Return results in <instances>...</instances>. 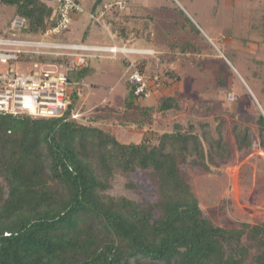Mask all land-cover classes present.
Instances as JSON below:
<instances>
[{"label": "trees", "instance_id": "obj_1", "mask_svg": "<svg viewBox=\"0 0 264 264\" xmlns=\"http://www.w3.org/2000/svg\"><path fill=\"white\" fill-rule=\"evenodd\" d=\"M101 1L95 0L90 12ZM1 4L25 19L21 31L28 34L42 35L58 18L57 7L43 0ZM111 31L121 41L132 33L114 24ZM154 49L155 54L135 62L148 87L155 77L164 84L169 76L180 79L170 68L178 58L206 71L200 55L207 51L203 36L154 40ZM39 60L46 57L39 55ZM123 63L128 66L126 58ZM90 72L88 63L69 71L68 78L77 83L60 117L0 112V264H264V220L215 224L204 215L182 171L189 165L210 172L232 158L225 114L214 115L215 124L185 119L176 93L143 104L144 94L135 95L127 79L120 106L105 107L85 122L71 112L77 88ZM242 119L231 128L240 150L254 142L250 118ZM253 120L264 149V115ZM108 123L107 130L101 126ZM119 126L136 127L139 141L120 140ZM138 170L154 182L155 198L139 202L107 193L116 172Z\"/></svg>", "mask_w": 264, "mask_h": 264}, {"label": "rangeland", "instance_id": "obj_2", "mask_svg": "<svg viewBox=\"0 0 264 264\" xmlns=\"http://www.w3.org/2000/svg\"><path fill=\"white\" fill-rule=\"evenodd\" d=\"M120 1L118 0L116 4L119 5L124 0ZM179 2L187 11L189 10L188 12L203 28L202 35L207 40H205L207 50L210 49L213 56L207 59L205 72H200L194 66L186 68L184 61L180 59L174 62L170 68L172 67L173 72L180 75V79L169 76L171 79L169 83L161 82L157 87L152 84L149 95L144 96L141 102L152 104L162 94L176 93L184 108L182 116L185 119L204 120L215 124L213 116L225 114L228 120V139L233 152L232 158L228 162L212 167L210 172L189 165L182 166V171L188 176L204 215L215 224L230 227L239 222L257 223L264 220V149L259 145L258 132L253 119L258 113H262L260 105L264 109V96L260 91L264 87V69L262 73L257 74V77L248 79L242 71V63L248 61L250 56L247 50L241 48V45L245 35L250 34V36L257 37L264 29L259 18V15L264 14V0H132L133 5L136 6L134 12L141 18L140 25L142 26L146 18L148 21L146 25L150 28V32L144 34L147 40L143 38L142 43L145 41L147 45H152L159 36L169 32L180 36L179 22L182 18L176 10L178 6L180 7ZM249 6L252 13H250L248 22L246 21L248 15L244 11ZM87 7L88 5L85 9L82 7V12L73 15L72 22L77 14L81 15L80 21H75L73 24L71 22L68 29L58 35H33L18 30L13 34L9 32L7 37L74 43L81 42L85 34L87 44L108 48L112 44V36L114 37L108 25L109 19H107L111 17V14L105 16L99 11V14L92 16ZM125 8L118 7V10H125ZM12 14V7L0 5V34L6 28L7 21L9 22ZM149 16L151 18H147ZM174 21L179 22H176L177 25L172 24ZM249 23L251 28L247 26ZM86 29L87 33H85ZM228 30L232 32L233 37L238 39V44L231 46L235 49L236 57L229 54V45L223 44L222 40L218 41L219 37L227 36ZM134 38L135 34L131 33L126 41L116 40L115 37L113 40L114 44L120 48L144 50L148 53L154 51L152 48H139L135 44L131 45ZM263 39L259 37L258 40ZM210 41L216 45V48ZM209 43L215 49L210 47ZM257 44L262 45L258 53L264 57V40ZM220 52L224 58L215 56ZM95 55L97 56L91 58L90 62L88 61L91 72L84 78L78 101L74 106L77 119L80 118L85 122L90 121L91 116L105 107L115 110L120 106V100L127 92V79L130 73L122 59H127L128 56L136 60L152 54L140 55L136 52L113 54L108 49V51H97ZM99 55L101 57H98ZM46 60L43 62L44 67L56 70L57 67L50 56ZM32 63L33 61L28 59L10 64L0 63V70L12 67L28 72L32 68ZM244 78L252 93L244 84ZM212 79H215V82L219 80V84H214ZM226 93L234 95L233 102L229 101ZM227 109L229 112L225 113ZM241 117L250 118L248 125L254 137L252 146L243 150L237 148L231 133V128L236 121L243 124ZM101 126L107 130L109 123ZM158 129L164 130L165 127H158ZM117 136L122 141L137 142L141 137V132L133 126H119ZM128 183L133 186L128 187ZM107 193L112 196H126L142 202L155 198L156 186L143 171L138 170L129 175L116 172L111 179V186Z\"/></svg>", "mask_w": 264, "mask_h": 264}, {"label": "built area", "instance_id": "obj_3", "mask_svg": "<svg viewBox=\"0 0 264 264\" xmlns=\"http://www.w3.org/2000/svg\"><path fill=\"white\" fill-rule=\"evenodd\" d=\"M121 2V1H120ZM118 5V4H117ZM126 3L122 1L118 7L125 8ZM58 18L54 25L48 27L42 35L54 36L68 29L75 13L82 12L83 8L77 0H56ZM93 16V15H92ZM26 25L25 19L12 16L8 25L0 34V63L10 64L23 59L33 61L32 68L28 72L8 67L0 70V112L7 114H28L33 117H60L71 105V98L77 82L68 78V73L74 68L81 67L88 63L90 58L97 51H109L141 54H155V51L148 53L144 50H133L120 48L112 44L105 46L89 45L83 42H45L42 40H23L7 37L18 30H22ZM125 47V42H124ZM94 52V53H93ZM39 55L50 56L56 70L46 69L43 62L39 60ZM144 56V55H142ZM57 57H65L72 60L56 61ZM127 69L130 70L129 81L134 87V94L144 96L149 95L150 87L147 78L135 65L136 60L127 56ZM160 77H155L154 85L160 84ZM77 95L80 94V87L77 88ZM228 99L232 100L233 95L228 94ZM71 116L77 118L75 111Z\"/></svg>", "mask_w": 264, "mask_h": 264}, {"label": "crops", "instance_id": "obj_4", "mask_svg": "<svg viewBox=\"0 0 264 264\" xmlns=\"http://www.w3.org/2000/svg\"><path fill=\"white\" fill-rule=\"evenodd\" d=\"M44 2H46L48 5L52 6L53 8H55L56 6V0H43ZM79 2V4L85 9V6L88 5V11L90 12L91 7L93 6V3L95 2V0H77ZM118 0H102L98 6L95 8L94 12H90L91 15H97L99 14V11H101V13L105 16L107 14H111V17L107 18L109 19V26L111 29V24H114L115 26L121 25V26H126L128 28H130L132 30V33H138L135 34V38L134 40L132 39L131 41V45L135 44L137 47L139 46V48H152L154 49V41L152 45H147L146 42L144 41L143 43L141 42L142 40H144L143 38H145L146 33L150 32L149 31V26L146 25L148 21H146V18L144 19V21L142 22V26L140 25V16L135 12V5H133L132 0H124L126 3V8L125 10H118L117 7V2ZM122 1V0H121ZM110 6V8H106L107 6ZM180 7L178 6V10L179 12V16L182 18V21H174L172 24H176V22L180 23V28H181V34L180 36L178 35H172L170 32L166 35H162L159 36V38L157 39V41L159 39H168V40H187V39H198L200 36L202 37V33L204 32L203 28H201V26L196 22V20L192 17V15L187 11V9L185 7H183L180 2H179ZM105 9V10H104ZM253 11H257V10H253ZM245 14L248 15L247 20L246 21H250V13H252L251 7L249 6V8H247L245 11ZM102 15V16H103ZM12 17V16H11ZM10 17V18H11ZM81 15H75L73 22L75 21H80L81 20ZM9 18V20H10ZM147 18H151L150 16ZM260 21H262L263 26H264V14L263 15H259ZM148 20V19H147ZM72 22V24H73ZM7 23H9L7 21ZM8 25V24H6ZM177 25V24H176ZM138 26V27H137ZM247 26H250L251 28V24L249 23ZM71 28V27H70ZM69 28V29H70ZM109 29V33L111 32ZM64 32V31H63ZM263 32V33H262ZM113 33V32H111ZM114 35V33H113ZM115 37V35H114ZM204 37V36H203ZM259 37L262 39L264 38V29L258 34V36H250V34H247L243 37L242 39V47L243 49L248 51V54L250 56V59L246 62L242 63V71L245 75H247L248 79H250V77H257L258 73H262L263 69H264V57L261 56L258 52L260 51L262 45L261 44H257V42H263V40H258ZM87 38V36H86ZM205 38V37H204ZM146 39V38H145ZM147 40V39H146ZM206 40V38H205ZM223 42V44L225 45H229L228 50H229V54H231L232 56L236 57V53H235V49L231 48V46H236L238 44V39H236L235 37L232 36V32L228 30L227 32V36L220 38L218 41ZM207 41V40H206ZM81 42L87 44L86 39ZM212 42V41H210ZM67 43V42H66ZM69 43V42H68ZM74 43H79V42H74ZM212 44L214 45V43L212 42ZM146 45V46H145ZM205 46L207 47L206 43ZM209 46L212 47L209 43ZM216 48V45H214ZM208 48V47H207ZM214 48V47H212ZM214 48V49H215ZM155 51V49H154ZM234 51V52H233ZM235 54V55H234ZM201 56L205 57V61H207V59L211 56H213L212 53H210V49H208L207 51H205L204 53L200 54ZM92 56L93 57H96ZM216 57L218 58H224V55L220 52V54L216 55ZM98 57H101L100 55ZM90 58V59H91ZM180 59V61H184V65L186 68L191 67L193 65L189 64L188 61H186L185 59L182 58H178L177 61ZM123 61V59H122ZM90 62V60H89ZM181 63V64H182ZM89 64V63H88ZM196 67V66H194ZM198 69V68H197ZM201 72V71H200ZM240 77V75H239ZM261 77V76H260ZM241 78V77H240ZM244 84L246 85V87L250 90V92L252 93V90L250 89L249 85L247 84L245 78L243 79ZM82 86V85H81ZM81 89V87H80ZM261 93L264 96V87L261 88ZM260 109L262 111V114L264 115V109L261 107L260 105Z\"/></svg>", "mask_w": 264, "mask_h": 264}]
</instances>
